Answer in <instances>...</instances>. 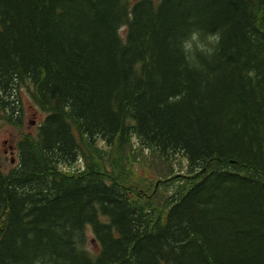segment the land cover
I'll use <instances>...</instances> for the list:
<instances>
[{"label":"trees","instance_id":"obj_1","mask_svg":"<svg viewBox=\"0 0 264 264\" xmlns=\"http://www.w3.org/2000/svg\"><path fill=\"white\" fill-rule=\"evenodd\" d=\"M22 91L0 264H264V0H0V122ZM133 139L186 160L161 205Z\"/></svg>","mask_w":264,"mask_h":264},{"label":"rangeland","instance_id":"obj_2","mask_svg":"<svg viewBox=\"0 0 264 264\" xmlns=\"http://www.w3.org/2000/svg\"><path fill=\"white\" fill-rule=\"evenodd\" d=\"M20 97L23 113L21 128L8 126L4 123V120L0 122V168L4 173H7L18 162L15 147L17 140L23 135L22 133H35L37 125L43 118L27 92L22 91ZM98 145L107 149L100 143ZM118 151V146L110 150L113 155ZM124 151L128 153L131 159L132 176L129 182L132 183V179L135 180L133 189L138 193L157 189L160 205L165 195L169 196L178 185L185 183L187 180L186 160L180 154L164 159L151 150L140 148L135 139L127 141ZM78 165H80V162ZM167 178L171 179L166 181ZM140 188L144 190H140ZM89 235L88 232L86 248L89 252L96 253L98 246Z\"/></svg>","mask_w":264,"mask_h":264},{"label":"clouds","instance_id":"obj_3","mask_svg":"<svg viewBox=\"0 0 264 264\" xmlns=\"http://www.w3.org/2000/svg\"><path fill=\"white\" fill-rule=\"evenodd\" d=\"M192 38H193V40H195V39H196L195 35H193ZM218 39H219L218 36H210V37H209V41L212 42V43L218 41ZM207 52H208V53H211V52H212V48H208V49H207Z\"/></svg>","mask_w":264,"mask_h":264}]
</instances>
